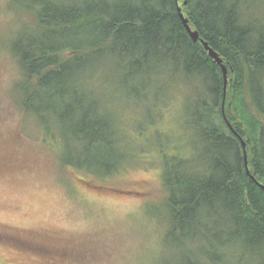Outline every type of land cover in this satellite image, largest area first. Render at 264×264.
Masks as SVG:
<instances>
[{
	"label": "trees",
	"instance_id": "trees-1",
	"mask_svg": "<svg viewBox=\"0 0 264 264\" xmlns=\"http://www.w3.org/2000/svg\"><path fill=\"white\" fill-rule=\"evenodd\" d=\"M7 9L34 21L23 19L12 46V99L59 133L63 166L105 181L133 153L94 87L106 72L136 99L180 84L196 140L190 157L162 156L164 237L197 248L163 264H264V191L254 182L264 186V0H9ZM200 41L227 70L234 133L221 114V69Z\"/></svg>",
	"mask_w": 264,
	"mask_h": 264
},
{
	"label": "rangeland",
	"instance_id": "rangeland-1",
	"mask_svg": "<svg viewBox=\"0 0 264 264\" xmlns=\"http://www.w3.org/2000/svg\"><path fill=\"white\" fill-rule=\"evenodd\" d=\"M8 2L0 0V264H163L174 253H194L197 245L181 249L164 237L162 156L190 157L196 140L185 127L181 85L155 97L152 85L136 99L106 72L94 87L133 153L105 181L81 175L62 165L59 133L50 137L12 99L20 78L12 46L23 19L27 27L34 21L14 15Z\"/></svg>",
	"mask_w": 264,
	"mask_h": 264
},
{
	"label": "water",
	"instance_id": "water-1",
	"mask_svg": "<svg viewBox=\"0 0 264 264\" xmlns=\"http://www.w3.org/2000/svg\"><path fill=\"white\" fill-rule=\"evenodd\" d=\"M178 13L180 14V10L178 9ZM180 18H182L181 14H180ZM182 22L183 25L186 29V31L188 32L190 38L194 41L197 42L199 40L198 35L196 32H192L189 27L187 26V21L185 19L182 18ZM202 46L204 47V49L207 51L209 57L220 67L221 72H222V78H223V96H222V106H221V114L223 117V120L225 121L227 127L229 128V130L231 132L234 133V130L231 128L230 124L228 123V121L226 120L225 116H224V108H223V104H224V100H225V94H226V86H227V70L225 68V66L222 64L221 60L216 56L215 53H213L208 46L201 42ZM240 139V138H239ZM240 144H241V148H242V152H243V156H244V167H245V172L246 174L249 176V178L254 181V178L249 174V171L247 169V160H246V152H245V143L240 139ZM256 186H258L260 189H262L264 191V186L259 184L257 181H254Z\"/></svg>",
	"mask_w": 264,
	"mask_h": 264
}]
</instances>
